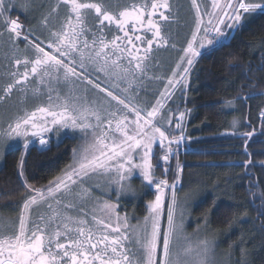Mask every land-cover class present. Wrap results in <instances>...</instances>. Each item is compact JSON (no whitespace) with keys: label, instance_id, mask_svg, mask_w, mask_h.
I'll list each match as a JSON object with an SVG mask.
<instances>
[{"label":"snow or ice","instance_id":"1","mask_svg":"<svg viewBox=\"0 0 264 264\" xmlns=\"http://www.w3.org/2000/svg\"><path fill=\"white\" fill-rule=\"evenodd\" d=\"M191 2L196 11L195 31L183 50L184 55L176 65L177 71L168 78L165 92L161 93L162 97L168 92L169 86L175 88L186 79L189 68L184 67L180 78L176 79L178 70L185 60L187 65L191 66L192 58L199 55L194 43L201 30L206 36L215 33L212 39L208 40L209 44H213L226 35L220 27L225 24V18L230 21L227 27L232 29L241 24L244 14L255 13L257 10L264 13V0L258 3L249 0H226L224 4L219 0H212L213 11L206 13L209 19L205 25L197 0ZM13 4L14 0H0V35L7 31L14 45L22 38L26 42V54L22 58L13 55L12 63L15 70L7 72L10 79L2 86L3 95H0V100L11 95L17 85H26L32 76L38 77L40 82H44V78L48 77L57 83H71L72 78L77 77L91 84L99 92L105 93L110 101L107 103L92 101L89 104L85 100L83 104L75 101L70 104L68 99L62 100L59 93L54 97L51 94L54 89L50 88L46 105H38L31 111L24 110L8 124L5 131L0 132L2 139L26 138L29 135L40 137L39 142L42 145L46 143L43 135L51 132L54 127L79 129L86 136H91V141L74 156V165H70L63 175L49 181L46 189L27 186L30 194L23 203L18 228L10 234L0 235V264H180L178 258L174 259L171 247L175 231L174 191L172 205L168 207L167 228L163 232L160 224L165 188L174 189L175 186L168 185L167 180H154L151 161L152 147L157 139L161 146L165 141L168 143L167 151L162 158L167 161L173 151L171 144H178L183 136L170 138L169 134L155 122L159 108L162 107L160 100H157L156 105L150 110L133 106L128 102L131 97L126 101L86 75L88 66H93L95 71L104 73L109 79L117 80L127 79L128 74L133 71L145 73L146 67L143 62L152 49L153 40L163 39L160 24L154 17L161 8L170 11L168 0L133 2L115 14L106 10L102 3L91 0H58L53 11L62 4L66 8V15L60 30L49 33L50 39L47 41L49 50L43 46L44 41L39 36L33 39L34 34L31 30L28 34L22 33L23 25L18 20L10 18L8 12ZM21 6L27 9L30 7V0H26ZM90 14L96 20L99 36L96 32H91L87 26ZM169 18L164 12H159L160 20L168 21ZM213 18L216 19L215 24ZM44 23L47 24V17ZM112 25H115L123 36L117 35L106 41L103 35L104 28H110ZM141 29L152 33V38L136 34ZM87 32L92 34L91 41L86 36ZM118 41L122 42L123 46ZM136 42L146 43L143 49L144 56L138 55L140 47ZM109 49L111 54L116 56L115 59L106 51ZM29 51L31 55L27 54ZM117 52L120 55H116ZM125 52L130 57L129 67H123L120 63ZM21 66L24 68L23 72L19 71ZM77 67L81 69L80 72H77ZM112 87L118 89L119 85L113 84ZM20 91L24 92L25 89L21 87ZM36 91L38 90H34L33 94H36ZM120 91L127 93L128 90ZM111 101L115 102V106ZM183 117L184 113H180L181 120ZM176 128H181V124L177 123ZM24 146L28 147L27 139ZM136 156L139 157L138 161L135 159ZM22 167L23 161L21 169ZM177 167H180L179 164ZM137 171L148 185H155L157 194L155 200L147 205L149 215L145 217L143 226L136 229L132 236L127 231L130 228L128 218L121 217L116 212L115 205L104 203L99 209L107 216V220L97 216L94 210L91 221L84 218L87 213L83 212V208L80 209L83 216L74 217L53 207V202L61 205L62 201L58 198L60 195L71 194L73 186L82 184L86 177L93 174L114 173L113 182L119 186L120 191L134 194L130 183L125 182L130 181ZM87 194L88 190L83 189L76 193V196L84 199ZM41 204H45L51 214H41L36 220H32L33 206L39 207ZM74 207V204L64 205L65 209ZM113 217L115 224L111 222ZM122 228L125 231H122ZM129 244L135 245L136 251H133ZM208 251L205 242L197 264H210ZM190 252V248L185 249V254Z\"/></svg>","mask_w":264,"mask_h":264},{"label":"trees","instance_id":"2","mask_svg":"<svg viewBox=\"0 0 264 264\" xmlns=\"http://www.w3.org/2000/svg\"><path fill=\"white\" fill-rule=\"evenodd\" d=\"M225 34L221 42L209 44L210 34L198 33L194 46L199 55L183 81L185 87L179 99L174 93L164 108L172 105L177 111L171 125L162 128L170 138H197L186 152L173 157L170 182L177 180L174 158L179 157L183 167L175 191L192 199L190 213L196 224L205 223L217 234L220 247L231 250L237 263L264 264V125L259 119L264 110V13L244 14L234 32L229 28ZM227 102L235 108L223 109ZM76 142L68 138L43 149L32 145L25 151L22 169L23 147L6 152L0 197L22 204L30 193L21 177L31 188L48 186L62 175ZM162 154L163 148L156 147L152 165L157 179L165 174ZM144 198L153 199L154 192L145 188ZM127 201L120 202L122 211Z\"/></svg>","mask_w":264,"mask_h":264},{"label":"flooded vegetation","instance_id":"3","mask_svg":"<svg viewBox=\"0 0 264 264\" xmlns=\"http://www.w3.org/2000/svg\"><path fill=\"white\" fill-rule=\"evenodd\" d=\"M25 2L26 0H14L13 7L10 8L8 15L11 19L18 20V22L23 25L22 33L28 34L29 30H31L34 34L32 38L34 39L36 36H39L40 39L44 41L43 46L46 50H49L47 49V41L50 39L49 33L50 31L60 30L61 23L66 15V8L61 4L56 11H53V9L56 8L58 0H30V7L25 9L21 6ZM91 2L102 3L106 10L115 14L133 2L140 3L141 0H91ZM168 2L171 6L170 11L161 8L154 17L157 23L160 24L161 37H163V39L156 38L153 40L152 49L147 54V59L143 62L146 67L145 73L141 74L138 71H133L128 74L127 79L117 80L115 78L109 79L104 73L95 71L93 66H88L86 75L94 82L96 81L93 79L94 77L100 78V81H105L117 95H123L121 98L126 96L127 99L124 98L126 101H128V97H131L132 99L128 102L133 106L150 108L156 105L157 100H160L162 105L165 101H162L164 96L162 97L161 93L165 92V85L168 84V78L172 76L174 71H177L176 65L180 57L184 55L183 50L187 47V43L191 40L193 31H195L196 19V11L192 6L191 0H168ZM219 2L224 4L226 0H219ZM197 3L200 6L201 15L206 25L209 19L206 13L213 11L211 7L212 0H197ZM159 12H164L165 15H168L170 17L169 20H160ZM45 17H47V24L44 23ZM214 21H216L215 18H213V23ZM105 23L107 24V22ZM87 26L91 29V32H96L97 36L100 35L96 20L91 14L88 16ZM129 29H131V25H129ZM91 32L86 33L89 41L93 39ZM129 34L132 35V32L129 31ZM136 34L146 35L149 39L152 38V33L146 32L144 29H141ZM103 35L106 41H110L117 35L123 36V33L118 31L115 25H112L110 28H104ZM118 43H121V46H123L122 42L118 41ZM136 43L140 47L138 55L144 56L145 53L143 49L146 47V43ZM25 46L26 42L22 38L18 44L14 45L12 40L9 39L7 31H4L3 35H0V95H3V84L10 79L7 76V72L15 70L12 63L13 55L22 58L26 54ZM194 48L197 51L195 46ZM106 51H109L112 59L116 58V56L111 54L110 49ZM27 54L31 55V52L29 51ZM116 55H120V53L117 52ZM129 59L130 57H128L125 52L120 60L121 65L123 67H129ZM192 59L194 61V57ZM134 64L135 61H133V67ZM184 67H188L189 70L191 68V66L187 65L186 60L181 66V69L178 70L176 79L180 78V74H182ZM19 71H24L23 66L20 67ZM80 71L81 69L77 67V72ZM183 81L176 85L175 88L169 86L167 93H182L185 87ZM85 84H87L85 81L77 77H73L71 83H57L55 80L48 77L44 78V82H40L38 77L30 76L26 85H17L11 95L0 100L1 132L8 128V124L14 121L17 115H20V111H31L38 105H46L48 103L47 96L50 88L54 89L51 93L54 97L59 93L61 99H68L70 104L73 101L78 104H83L85 100L90 104L94 101L93 98H95V96H93V90L90 87H86ZM113 84H118L119 88H113ZM21 87L25 89L24 92L20 91ZM121 89H127L128 91L125 93L120 91ZM34 90H38L36 94H33ZM76 98L79 99L77 100ZM108 101H110L109 97L105 99L104 103ZM111 104L115 106L114 101H111ZM80 133L84 132L79 129L54 127L51 132L45 133L43 136L47 139L46 147H48L52 142L61 143L68 138L77 140ZM33 138L35 137L29 135L26 138H12L9 139V141L16 144L12 149L17 150L23 147L25 139L32 140ZM65 171L64 168L62 175ZM48 186L42 189H46ZM136 192L139 195L138 198L129 199L125 203V210L122 211L121 208H116V212L121 217L126 216L128 218L130 228L127 231L130 236L134 235L136 229L143 226L144 219L148 215L147 205L150 201L144 198V188H139ZM75 196L76 192L73 188L71 194L60 195L58 197L62 201L61 205H56L53 202V207L74 217L83 216L80 209L83 208V212L85 213V207L76 201ZM23 203L19 204L16 200L0 197V235L10 234L18 228L19 216L22 211ZM67 204H74L75 207L65 209L64 205ZM41 214L49 215L51 213L45 204H41L39 207L33 206L31 210V219L36 220ZM96 215L107 220V216L105 215ZM84 218L91 221V217ZM111 222L115 224L114 217ZM122 231L125 230L122 228ZM129 246L132 247L133 251H136L135 245L129 244Z\"/></svg>","mask_w":264,"mask_h":264},{"label":"rangeland","instance_id":"4","mask_svg":"<svg viewBox=\"0 0 264 264\" xmlns=\"http://www.w3.org/2000/svg\"><path fill=\"white\" fill-rule=\"evenodd\" d=\"M261 2V0H257ZM259 11V10H257ZM227 18H225L226 22ZM230 21H228L229 23ZM227 23V24H228ZM227 24L225 25V28L223 29L224 25H221L222 31L225 33L226 30L229 28L227 27ZM236 27L232 28V33L234 32ZM212 36L215 35V33L211 34ZM210 35V36H211ZM211 36V37H212ZM223 38V37H222ZM97 83L101 84L102 87L109 88L112 90L109 85L105 81H100V78L94 77ZM86 87H90L95 96L93 98L94 101L97 103L104 102L106 97L105 93L99 92V90L95 89L91 84H85ZM113 91V90H112ZM116 94V92H114ZM120 95V94H119ZM169 95V93H166V95L163 98V102L166 100V97ZM174 93H172L168 100L165 102V104L162 106V108H159L158 114L155 118L157 119V123L166 130V125L169 120H172L175 113L177 111H174L173 106L169 105L165 110L164 108L167 106V102L172 99V96ZM123 96V95H121ZM180 95L176 96L175 100L177 101L179 99ZM126 98V96H124ZM127 99V98H126ZM151 108V107H150ZM150 108H147L150 110ZM235 108V104L230 102L224 103L223 104V109L226 111L232 110ZM18 112V111H17ZM23 112L20 111V114ZM1 132V129H0ZM186 137V136H183ZM45 139V136H43ZM189 138V137H187ZM188 142L185 144V147L183 146V153L187 151V145L190 141H193L197 138H189ZM46 140V139H45ZM28 147H31L32 145H36L38 149H43L47 145V141L45 144H40L37 142H30L28 140ZM39 141V140H37ZM91 141V136L88 135L86 136L85 133H80L77 137V144L72 152L71 155V160L68 162L67 166L65 167V170H68L70 165H74V156L78 155L81 151V149L85 146L86 143ZM37 143V144H36ZM25 144V142H24ZM23 144V150H25V146ZM16 144L14 142L9 141V139H2L0 138V167L2 166L3 163V158L6 152L14 148ZM156 146H161L159 143V140L153 144L152 147V153L154 151V148ZM167 143L165 141L163 145V151L166 150ZM26 148V150H27ZM180 150V149H179ZM182 153V154H183ZM22 153L21 156V161L24 157ZM163 155V154H162ZM161 155V156H162ZM179 157H175V161L177 165L179 164V168L177 167L176 171V176L177 180L175 183H171L169 179V184L174 185V189L170 187L168 190L169 198L166 199L164 196V204H163V210L160 216V224H161V231L165 230L167 228V215H168V207L169 205H172L173 201V191L175 194V204L173 205L174 207V220H175V231L172 236V242H171V247H172V252H173V257L174 259L178 258L180 264H197V261L201 258L200 253L202 249L205 247V242L207 243V247L209 249L208 251V259L210 261V264H244L243 262L239 261L238 263L236 262L234 258V253L231 250L224 249L220 247L218 241L219 237L217 234L213 235L212 230L207 228L206 224H196L195 219L191 217L190 209L192 205V199L188 195H179L175 189H179V184H178V179L180 178L181 172H182V167H183V162L178 161ZM135 159L138 161L139 157L136 156ZM173 165V163H172ZM172 168V167H171ZM170 174H171V169H170ZM154 175V174H153ZM113 176L108 175V174H93L90 175L89 177H86L83 181L82 184H77L73 186L74 190L76 193L81 192L83 189L88 190V194L84 199H81L77 196H75L76 201L80 203L81 205H84L85 207V213H87V218L91 217L93 215L94 210L95 214H102L99 211V209L103 206L104 203H108L110 205H115L117 209H120V202L125 199L129 200L132 198H138V193L136 192L139 187L141 188L143 185L144 180L142 177L139 175L138 171L136 174L132 177L130 181H126L125 183H130L131 189L133 190L134 194L128 193V192H121L119 186L113 182ZM21 180L23 184L27 187V184L25 183L24 179L21 177ZM146 183V182H145ZM148 186V184L146 183ZM28 188V187H27ZM150 189H152L151 185L149 186ZM153 190V189H152ZM156 191L154 190V198L149 201L152 202L155 200L156 196ZM168 196V195H167ZM149 215V212H148ZM147 215V216H148ZM190 224H193V228H190ZM191 249V252L188 254H185V249ZM159 250H158V257H159Z\"/></svg>","mask_w":264,"mask_h":264},{"label":"built area","instance_id":"5","mask_svg":"<svg viewBox=\"0 0 264 264\" xmlns=\"http://www.w3.org/2000/svg\"><path fill=\"white\" fill-rule=\"evenodd\" d=\"M225 33H226V32H225ZM211 34H212V33H211ZM211 34H210V35H211ZM211 36H212V35H211ZM212 37H213V36H212ZM222 39H223V38H221V39L219 40V42H221ZM262 113H264V110L261 111V112L259 113V119L261 120V122H262L263 125H264V115H262ZM45 139H46V138H45ZM37 140H40V137H35V138H33L30 142L33 141V142L40 143V142L37 141ZM188 140H190V139L187 138V137H183V139L180 140V142H179L178 144H177V143H173V144H171V148L173 149V151L169 154V159H168L167 161H164L162 158H163V156L165 155V152L167 151V148H168V143H167V141H166V143H167V147H166V150L164 151V154H163L162 157H161V163H162V165H163V167H164V169H165V176H164L163 179H158V180H167L168 185H170V184H169V175H170V169H171V167H172V159H173V157H174L175 155H177V154H182V153H183V149H181V148H183V146L185 147V144L188 142ZM46 141H47V139H46ZM37 143H36V144H37ZM179 149H180V150H179ZM158 180H156V181H158ZM152 187H153L154 190H156V189H155V185H152ZM168 189H169V187L165 188V195H166Z\"/></svg>","mask_w":264,"mask_h":264},{"label":"crops","instance_id":"6","mask_svg":"<svg viewBox=\"0 0 264 264\" xmlns=\"http://www.w3.org/2000/svg\"><path fill=\"white\" fill-rule=\"evenodd\" d=\"M155 122H156V121H155ZM170 125H171V123H169V121H168L166 126H170ZM156 147H163V146H156ZM156 147H155V148H156ZM155 148H154V150H155ZM153 153H154V151H153ZM152 157H153V155H152ZM151 162H152V161H151ZM153 174H154V175H153L154 180H156V179H157V174H156V172H155V170H154V167H153ZM143 185H144V186H143L144 189L146 188V189L152 190V189L149 188L150 185H148V186L146 185L145 181L143 182ZM152 191H153V190H152ZM153 192H154V191H153Z\"/></svg>","mask_w":264,"mask_h":264}]
</instances>
